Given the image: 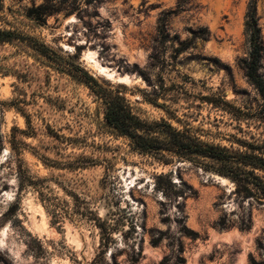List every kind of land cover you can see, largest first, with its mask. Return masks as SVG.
<instances>
[{
	"label": "rangeland",
	"instance_id": "1",
	"mask_svg": "<svg viewBox=\"0 0 264 264\" xmlns=\"http://www.w3.org/2000/svg\"><path fill=\"white\" fill-rule=\"evenodd\" d=\"M247 3L0 0V264H264V170L180 152L167 128L264 159ZM256 16L264 44V0ZM102 91L159 152L106 123Z\"/></svg>",
	"mask_w": 264,
	"mask_h": 264
},
{
	"label": "trees",
	"instance_id": "2",
	"mask_svg": "<svg viewBox=\"0 0 264 264\" xmlns=\"http://www.w3.org/2000/svg\"><path fill=\"white\" fill-rule=\"evenodd\" d=\"M257 0H248L244 29L249 45V54L247 60L243 62V70L247 80L257 89L264 101V80L259 74L261 69V59L264 52V44L260 35L258 19L256 16ZM177 11L163 12L159 18L158 32L165 38V21ZM11 32H0V43L13 38ZM104 102L106 123L114 129L119 135L128 138L135 149L147 153H156L161 150L160 142L156 138H150L145 135L147 125L136 117L129 104L118 95H112L107 91L100 93ZM171 134V144L180 152L190 155H197L212 160L234 161L252 165L258 169L264 170V159L246 156L233 155L225 149L202 144L189 136H185L169 126L167 127ZM169 134V133H167ZM168 136V135H167ZM253 264H259L253 262Z\"/></svg>",
	"mask_w": 264,
	"mask_h": 264
},
{
	"label": "bare ground",
	"instance_id": "3",
	"mask_svg": "<svg viewBox=\"0 0 264 264\" xmlns=\"http://www.w3.org/2000/svg\"><path fill=\"white\" fill-rule=\"evenodd\" d=\"M86 60L87 61L91 60L92 61V66L94 68H96L100 73L105 74L109 79L116 80L118 82H123V83L128 82V78L127 77H123V76L122 77H116L113 72H110V71L106 70V68L99 66L97 61H95L94 58L92 57V54L86 55Z\"/></svg>",
	"mask_w": 264,
	"mask_h": 264
}]
</instances>
